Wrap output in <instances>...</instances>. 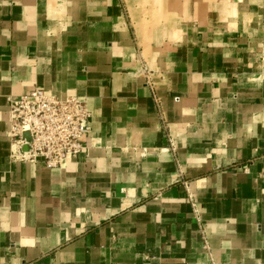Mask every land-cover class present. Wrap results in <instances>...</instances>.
Returning a JSON list of instances; mask_svg holds the SVG:
<instances>
[{
	"label": "crops",
	"instance_id": "0c3cea01",
	"mask_svg": "<svg viewBox=\"0 0 264 264\" xmlns=\"http://www.w3.org/2000/svg\"><path fill=\"white\" fill-rule=\"evenodd\" d=\"M143 1L0 0V264H264V0ZM38 88L92 116L57 168L10 158Z\"/></svg>",
	"mask_w": 264,
	"mask_h": 264
},
{
	"label": "built area",
	"instance_id": "2783aa9c",
	"mask_svg": "<svg viewBox=\"0 0 264 264\" xmlns=\"http://www.w3.org/2000/svg\"><path fill=\"white\" fill-rule=\"evenodd\" d=\"M147 84L161 112V99L152 83ZM10 117V158L15 162L40 163L47 168H57L65 160L77 158L85 149L84 138L92 131V116L85 100L54 96L40 88L13 101ZM184 187L195 207L187 182Z\"/></svg>",
	"mask_w": 264,
	"mask_h": 264
},
{
	"label": "rangeland",
	"instance_id": "374dc122",
	"mask_svg": "<svg viewBox=\"0 0 264 264\" xmlns=\"http://www.w3.org/2000/svg\"><path fill=\"white\" fill-rule=\"evenodd\" d=\"M126 10H127V16L130 17L129 19L133 20L135 15L141 16L144 23L146 22L148 23L149 20L156 19L158 17V11L156 9V6L151 5L150 0H144L142 5L128 3L126 5ZM145 70L146 69L143 67V71L146 75L147 82L148 81L150 82V77L148 76V73Z\"/></svg>",
	"mask_w": 264,
	"mask_h": 264
}]
</instances>
